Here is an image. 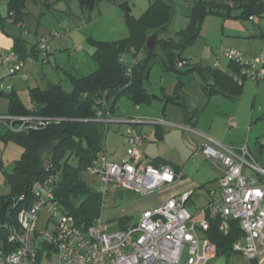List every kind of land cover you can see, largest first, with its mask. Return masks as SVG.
Listing matches in <instances>:
<instances>
[{"label": "rangeland", "instance_id": "374dc122", "mask_svg": "<svg viewBox=\"0 0 264 264\" xmlns=\"http://www.w3.org/2000/svg\"><path fill=\"white\" fill-rule=\"evenodd\" d=\"M6 1L0 0L3 14ZM44 1L27 2L22 17L23 26H20L22 28L13 22L5 25L6 31L23 37L28 47L33 46L39 39H42L48 47V55L43 56L42 53L37 52V58L32 57V62L24 66L22 73L4 80V86L13 87L25 106L31 105L30 88L45 89L49 84H59L64 91L70 92L72 89L70 76L81 78L96 72L98 64L93 58L94 43L118 42L128 38L126 11L128 10V14L134 19H139L153 2V0H98L95 7L90 12H86L81 10L77 0H46L51 4L50 9L42 6ZM159 1L171 7V23L167 36L175 38L178 32L190 24L186 17L188 9L198 1L207 0ZM259 19L264 22V15ZM250 27H253L252 22L241 17L239 9H232L229 16L218 13L206 14L196 24L199 35L180 51L181 57L191 64V69L183 70L186 72L180 76L174 72H164L158 57L150 64L148 78L144 80L149 95L147 102L134 106L128 94L122 95L117 101L116 118L147 122L137 126L138 130L141 128L140 131L147 136L140 146L141 164L160 162L171 165L181 173L180 180L156 193L157 203L184 191H193L194 195L189 202L190 211L195 212L207 205V191L216 186L221 176L220 169L201 155L200 148L208 144L207 138L229 146H242L248 143L258 158L257 164L264 168V147L259 149L260 145L264 144V80L244 81L243 94L238 100L230 101L220 95L207 98L203 91L206 83L201 75L214 66V49L224 47L239 50L231 43L240 41L239 37L243 36L241 33L246 32ZM78 46L82 50L76 52L75 48ZM132 59L130 53L124 56L125 67L131 66ZM227 62L226 59H221L219 70H226ZM0 74L1 77L4 76L2 69ZM22 74L28 75V79L23 80ZM2 91L4 94L0 95V112L5 115L9 100L7 90ZM172 97H177V101L182 102L187 111L199 110L192 124L184 122L182 111L177 105L166 102ZM222 118L227 121L231 119L241 130L235 131L236 127L230 128L227 121L223 124ZM155 120H163L168 125L151 124ZM176 125L189 126L195 133H186ZM125 128L126 126L111 124L103 130V148L109 160H117L128 151L121 136ZM210 128L214 131L211 132ZM209 130L213 136L209 135ZM157 134L160 135L159 138ZM2 147L3 144L0 142V158ZM258 150H260L259 156ZM70 163L75 164L76 161L71 160ZM1 168L10 171L12 166ZM0 175L1 197L8 191L10 193V188L3 181L5 176ZM84 179L89 186H93V178L84 174ZM150 198L121 189L107 196L106 207L98 217L107 225L109 232L117 231L120 229V223L125 219L127 225L137 222L141 213L153 206L154 203ZM56 261V257L53 256L50 261L43 259L39 264H56ZM205 264L250 263L240 254H236L231 258L217 256Z\"/></svg>", "mask_w": 264, "mask_h": 264}, {"label": "built area", "instance_id": "2783aa9c", "mask_svg": "<svg viewBox=\"0 0 264 264\" xmlns=\"http://www.w3.org/2000/svg\"><path fill=\"white\" fill-rule=\"evenodd\" d=\"M259 18L250 16L248 21L258 24ZM36 50L46 56L48 47L42 39L37 41ZM81 50L80 46L75 48L76 52ZM214 57L215 68L220 67L221 59L237 66L229 69V77L238 85L246 80H264V45L255 57L224 47L215 49ZM132 60L131 66L140 60V54ZM30 62V55L21 59L13 52L2 53L0 67L4 76L0 91H11L12 87L4 86L5 78L22 73ZM182 67L183 63L177 65ZM22 79L27 80L28 75L22 74ZM63 120L100 123L106 128L111 124L126 126L121 136L128 151L123 158L110 161L103 148L84 170L85 175L93 178L90 187L101 198V211L106 207L107 196L121 189L151 197L154 204L141 213L137 222L114 232L108 231L100 217L87 227L77 225L55 197L57 174L49 173L30 185L29 201L20 195L12 203V208L17 209L16 225L10 228L8 242L16 249L8 252L0 248V264H39L53 256L56 264H205L217 256L215 245L206 237L210 220L214 219L219 220L218 230L223 234L228 231L230 219L237 221L242 237L233 244V252L250 264H264V168L257 164L247 143L233 147L207 138L208 144L200 148L201 155L220 169L221 176L207 192V205L191 212L193 191L170 196L160 203L155 201L156 193L180 180L181 174L168 164H141L140 146L147 136L137 126L147 122L116 118L110 100L98 99L89 118L0 116V124L13 132L37 130ZM151 124L168 125L163 120ZM228 125L237 127L230 119ZM178 127L195 133L189 126ZM49 169L45 163V172Z\"/></svg>", "mask_w": 264, "mask_h": 264}, {"label": "trees", "instance_id": "16d2710c", "mask_svg": "<svg viewBox=\"0 0 264 264\" xmlns=\"http://www.w3.org/2000/svg\"><path fill=\"white\" fill-rule=\"evenodd\" d=\"M28 1L30 0H8L7 13L13 23H21ZM77 1L81 10L86 12H90L98 2ZM42 6L46 9L51 8V4L46 0ZM232 9H239L241 17L247 20L250 16L261 17L264 15V0L198 1L187 11L189 26L178 32L175 38L167 36L172 12L169 4L153 0L149 9L139 19H134L127 10L125 23L129 37L118 42L94 43L93 58L98 64L96 72L81 78L70 76L72 83L70 92L64 91L59 84H49L45 89L30 88L29 97L32 103L30 108L20 101L14 89L7 91L9 104L6 115L61 119L89 118L93 115L100 98L111 100L112 112H115L116 103L124 94L129 95L134 106L147 102L149 95L144 80L148 78L150 64L159 57L164 72H174L179 76L184 74L191 69V64L181 57L180 51L199 35L196 24L206 14L218 13L229 16ZM2 25L3 19L0 16V29ZM151 36L155 37V42L148 50L146 43ZM36 52L35 44L30 56L33 57ZM127 53L133 58L140 54V60L131 66L129 74L128 68L120 60ZM180 63H183V67L177 68ZM228 67L237 69L232 63ZM201 75L206 83L203 91L207 97L221 94L233 99L241 93L243 83L238 85L218 68L211 67ZM2 94L4 91L1 90L0 95ZM166 102H172L180 108L187 124H192L194 116L199 113L198 109L187 111L183 103L177 101V97L169 98ZM105 128L100 123L63 120L48 123L37 130L13 132L6 125L0 124V141L15 143L23 149L12 170L4 173L10 193L0 197V248L8 252L16 249L8 242L10 228L16 225L17 209L12 208V203L20 195H24L26 201H29L30 185L45 178L49 173L57 174L59 182L57 185L55 183V197L64 210L74 217L77 225L87 227L100 215L101 198L84 179V170L103 149ZM260 147H264V144ZM71 160H75L76 163L71 164ZM45 163L50 166L49 172L44 170ZM126 220L120 223V228L128 226ZM218 225V219L210 220L206 237L215 245L217 256L230 258L235 254L232 246L242 237V233L235 220H229L226 234L218 230Z\"/></svg>", "mask_w": 264, "mask_h": 264}, {"label": "crops", "instance_id": "0c3cea01", "mask_svg": "<svg viewBox=\"0 0 264 264\" xmlns=\"http://www.w3.org/2000/svg\"><path fill=\"white\" fill-rule=\"evenodd\" d=\"M7 2H8V0L6 1V5H5V9H4V14H3V12L1 11V9H0V16H1V18L3 19V27H2V29H0V55L2 54V53H6V52H13V53H15L18 57H20L21 59H25L27 56H29L30 55V53H31V49H32V47L36 44H34L33 46H30V47H28L27 46V41L23 38V37H21V36H16L13 32H11V31H6V29H5V25L6 24H8V23H12V19L11 18H9V16H8V13H7ZM260 18H262V16L260 17ZM23 18H22V21H21V23H16V25H18L19 27L20 26H23ZM252 24H253V27H250V28H248L247 30H246V32L245 31H243L242 33H241V35H243V36H240L239 37V39H241L240 41H235V42H232L231 43V45H233L235 48H239V50L238 51H240L244 56H246V57H255V56H257L258 55V53L261 51V49H262V47H263V45H264V22L263 21H261L260 19H259V21H258V24H255V23H253L252 22ZM20 28H22V27H20ZM241 32V31H240ZM24 35V34H23ZM28 35H29V32H28ZM244 35L246 36L245 38H244ZM217 49V48H216ZM214 51H215V49H214ZM214 51H213V54H214ZM37 53V52H36ZM49 53L47 52L46 53V55H48ZM33 58H37V55L35 54L34 56H33ZM223 60V59H222ZM221 61V60H220ZM27 64H29V63H27ZM230 64V62L228 61L227 62V69L226 70H222V71H224L226 74H227V76L229 77V67H228V65ZM220 68V67H219ZM218 68V69H219ZM0 69H1V67H0ZM2 77H1V74H0V79H1ZM247 81H250V80H246V82ZM250 82H252V81H250ZM244 84H245V82L243 83V86H242V90H241V93H240V95L239 96H237L236 98H233V99H231V98H229V97H227V96H224V95H221V94H215V95H220V96H222L223 98H225V99H227V100H230V101H236V100H238V98H240V96L243 94V92H244ZM12 89H14L13 87H12ZM14 91L16 92V90L14 89ZM17 93V92H16ZM258 93H256V95H257ZM215 95H212V96H215ZM212 96H210V97H212ZM210 97H207V98H210ZM20 99V98H19ZM21 101V100H20ZM6 102H8L7 100H6ZM22 102V101H21ZM179 102V101H178ZM8 104H9V102H8ZM25 105V104H24ZM32 106V103H31V105L30 106H26V107H28V108H30ZM6 111H8V107H7V110ZM5 112V111H4ZM4 113L2 112H0V116H5L6 114H7V112H5V115H3ZM223 119V118H222ZM184 120V119H183ZM231 120V119H230ZM226 121H227V119H223V124L224 123H226ZM228 121H229V119H228ZM228 121H227V124H228ZM184 122H186L185 120H184ZM237 124V123H236ZM141 125H143V124H141ZM176 126H178V125H176ZM229 126V125H228ZM238 126V128L236 127V129H234L235 131H240L241 130V128L239 127V125H237ZM231 128V127H230ZM140 130H141V128H140ZM210 130H211V128H210ZM210 130L208 131V133H209V135H211L210 133L212 132V131H214V130H211V132H210ZM158 136H159V134H158ZM211 136H213V135H211ZM210 139V138H209ZM213 140V139H212ZM214 141H216V140H214ZM1 142V141H0ZM144 142V141H143ZM142 142V143H143ZM2 144H3V147H2V149H1V158H0V174H2V175H4V173L5 172H10V171H5L4 169H2L1 167H3V168H7V167H11L12 166V168H13V164L15 163V161H17L19 158H20V156H21V154H22V152H23V149L19 146V145H17V144H15V143H12V142H8V143H3V142H1ZM236 144H239V143H236ZM248 144V143H247ZM248 146H249V144H248ZM233 147H240V146H233ZM261 148H263V147H260L259 149H261ZM249 149L251 150V148H250V146H249ZM252 151V150H251ZM253 152V151H252ZM254 153V152H253ZM257 153H258V151H257ZM255 154V153H254ZM125 155V152L121 155V156H119V158H117V160H111L110 159V161H115V162H117V161H120L122 158H123V156ZM260 154L258 153V156H259ZM120 159V160H119ZM258 158L256 157V160H257ZM150 163H152V164H154L155 162H150ZM150 163H147V164H150ZM158 163H160V162H158ZM146 165V164H145ZM2 169V170H1ZM178 173H180L179 172V170H177L176 168H174ZM221 173V172H220ZM181 174V173H180ZM1 176V175H0ZM3 181L5 182V179H4V177H3ZM9 192V191H8ZM7 192V194H5V195H2L1 197H5L6 195H8L9 193ZM185 192V191H184ZM208 192V191H207ZM180 194V193H179ZM178 195V194H177ZM174 196V195H173ZM234 255H236V253L234 254ZM234 255H232V256H234ZM231 256V257H232ZM217 257V256H216ZM215 257V258H216ZM230 257V258H231ZM215 258H213V259H211L210 261H212V260H214ZM209 262V261H208Z\"/></svg>", "mask_w": 264, "mask_h": 264}, {"label": "water", "instance_id": "95a60500", "mask_svg": "<svg viewBox=\"0 0 264 264\" xmlns=\"http://www.w3.org/2000/svg\"><path fill=\"white\" fill-rule=\"evenodd\" d=\"M154 41H155V37L154 36H151L147 43H146V46H147V49L150 50L152 48V46L154 45ZM157 138H159L158 134H157ZM258 153L260 154V150H258ZM158 162H155L154 163V166L157 167L158 166ZM59 181H56V185L58 184Z\"/></svg>", "mask_w": 264, "mask_h": 264}]
</instances>
